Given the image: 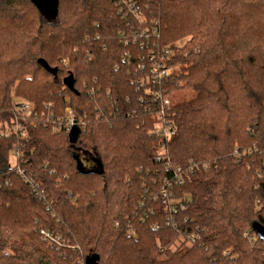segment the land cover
<instances>
[{
	"label": "trees",
	"instance_id": "obj_1",
	"mask_svg": "<svg viewBox=\"0 0 264 264\" xmlns=\"http://www.w3.org/2000/svg\"><path fill=\"white\" fill-rule=\"evenodd\" d=\"M56 12L0 0V264H264V0ZM153 90L174 97L169 139ZM18 100L33 110L8 136ZM67 104L75 144L53 127Z\"/></svg>",
	"mask_w": 264,
	"mask_h": 264
},
{
	"label": "built area",
	"instance_id": "obj_2",
	"mask_svg": "<svg viewBox=\"0 0 264 264\" xmlns=\"http://www.w3.org/2000/svg\"><path fill=\"white\" fill-rule=\"evenodd\" d=\"M171 72L170 67L165 66L164 63H153L152 69L149 72L148 78H151L152 81L159 82L161 80H164L167 78V75ZM153 98L155 101L159 102V110L158 113L159 116V122L156 123L154 133L159 136L163 137L164 139H169L170 137L174 136L176 133V127L175 124H173L172 120L167 116V109L169 105L173 102L174 97L171 93L157 91H152ZM15 114H17V120L9 127L3 128L2 132L5 133V135H11V133H15L17 136H24L26 134L25 128L22 127L21 123L19 122L18 117L27 118V116L31 115V112L33 110L32 103L25 101V100H18L17 103L14 105ZM65 113H67L65 123H60L58 125H54L55 130H60L64 125L68 128L69 131L72 130L73 127L76 126L77 117L76 112L73 111L70 104H67L65 108ZM81 123V120H78ZM165 151V147H162V150L160 153ZM16 156H19V153H17ZM20 171V170H19ZM181 167H177L176 174H180ZM178 177V181H180V177ZM28 179V178H27ZM164 196H169L166 189L163 190ZM168 200H171V198H168ZM172 202V201H171ZM42 238L47 243L56 244L58 247L63 246L65 243H62L59 237H56L52 232L47 231L45 229H41Z\"/></svg>",
	"mask_w": 264,
	"mask_h": 264
},
{
	"label": "water",
	"instance_id": "obj_3",
	"mask_svg": "<svg viewBox=\"0 0 264 264\" xmlns=\"http://www.w3.org/2000/svg\"><path fill=\"white\" fill-rule=\"evenodd\" d=\"M38 3V6L42 13L44 12L45 8L46 9H53L56 15V8H57V0H45L43 3H41L42 0H35ZM45 3V4H44ZM48 7V8H47ZM45 13V12H44ZM46 15V13H45ZM54 15V16H55ZM47 16V15H46ZM74 76L72 74L66 76L63 79V83L72 91L75 90V84H74ZM79 135V128L78 127H73L72 130L69 132V141H71L72 144H75L77 138ZM262 234L264 235V230L261 231ZM97 264L96 260H93L92 264Z\"/></svg>",
	"mask_w": 264,
	"mask_h": 264
},
{
	"label": "rangeland",
	"instance_id": "obj_4",
	"mask_svg": "<svg viewBox=\"0 0 264 264\" xmlns=\"http://www.w3.org/2000/svg\"><path fill=\"white\" fill-rule=\"evenodd\" d=\"M45 0H42L41 1V3H43ZM45 4V3H44ZM48 8V7H47ZM44 12L46 13V15L48 16V17H53L54 15H55V12H54V10L53 9H46L45 8V10H44ZM172 94V93H171ZM184 94H188V92H186V93H184ZM179 95V94H178ZM178 95H177V97H178ZM180 97H181V95H179ZM177 99V98H176Z\"/></svg>",
	"mask_w": 264,
	"mask_h": 264
}]
</instances>
